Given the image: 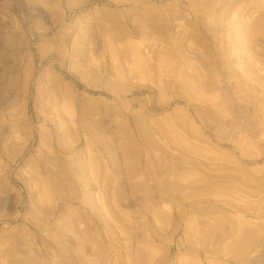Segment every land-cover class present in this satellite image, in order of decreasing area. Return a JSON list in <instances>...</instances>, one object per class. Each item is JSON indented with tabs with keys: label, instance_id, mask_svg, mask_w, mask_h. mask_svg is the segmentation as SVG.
Returning <instances> with one entry per match:
<instances>
[{
	"label": "rangeland",
	"instance_id": "rangeland-1",
	"mask_svg": "<svg viewBox=\"0 0 264 264\" xmlns=\"http://www.w3.org/2000/svg\"><path fill=\"white\" fill-rule=\"evenodd\" d=\"M0 264H264V0H0Z\"/></svg>",
	"mask_w": 264,
	"mask_h": 264
}]
</instances>
